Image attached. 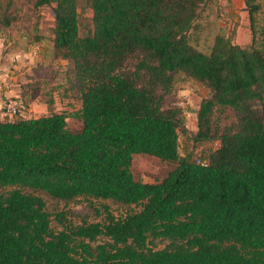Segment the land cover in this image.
<instances>
[{
  "label": "trees",
  "instance_id": "16d2710c",
  "mask_svg": "<svg viewBox=\"0 0 264 264\" xmlns=\"http://www.w3.org/2000/svg\"><path fill=\"white\" fill-rule=\"evenodd\" d=\"M17 1L5 0L2 27ZM213 1L35 0L52 16L56 56L73 65L81 127L69 130L61 113L0 118V188H10L0 193V264H264V0L244 2L249 45L218 34L205 54L192 35ZM180 76L208 91L192 142L209 147L198 154H180L181 112L163 107ZM135 155L175 168L144 183ZM25 189L139 209L116 217L103 206L102 222L73 225Z\"/></svg>",
  "mask_w": 264,
  "mask_h": 264
},
{
  "label": "rangeland",
  "instance_id": "374dc122",
  "mask_svg": "<svg viewBox=\"0 0 264 264\" xmlns=\"http://www.w3.org/2000/svg\"><path fill=\"white\" fill-rule=\"evenodd\" d=\"M4 2L5 0H0V14L5 6ZM34 3L35 0H18L11 9L15 21L7 28L0 25V67L8 62L5 69L18 77L16 89H19L18 98L23 103L26 118H39L51 113L65 114L68 129L76 131L80 129L81 121L75 117L80 109V102L73 88V65L70 61L56 56L52 42V16L47 9L36 10ZM78 12L80 29L82 32L87 31L91 27L92 13L88 8L79 9ZM229 16L218 0L206 6L198 20L197 30L192 35V45L208 54L218 34L232 35L234 43H240L243 47L249 45L247 41L248 36L250 40L249 23L241 26L239 17L235 21L233 16ZM11 53H21L22 56L7 61L6 55ZM207 96L206 88L180 76L173 91L164 101V108H174L181 112L182 126L179 131L181 155L192 150L198 154L205 146L209 147L208 144L195 146L192 142V136L197 130L196 112L201 100ZM230 119L229 116L223 115L219 119L220 125L228 124ZM131 168L136 180L155 183L163 180L175 165L161 162L155 157L135 155ZM8 190L10 188H0V193H6ZM24 191L40 197L50 214L65 211L73 225L102 222L103 216L97 214L103 206L109 207L116 217L139 209L111 200L79 197L72 201H63L52 198L42 191L30 189ZM52 226L55 227V223ZM101 242L104 240L98 241ZM155 243L157 249H162L167 244L166 241L159 240Z\"/></svg>",
  "mask_w": 264,
  "mask_h": 264
},
{
  "label": "crops",
  "instance_id": "0c3cea01",
  "mask_svg": "<svg viewBox=\"0 0 264 264\" xmlns=\"http://www.w3.org/2000/svg\"><path fill=\"white\" fill-rule=\"evenodd\" d=\"M223 5V10L228 12L230 16H233L234 20L236 21L237 17H239V21L241 20L240 24L241 26L247 25L249 23L248 15L245 12V0H218ZM229 16V17H230ZM228 19H225L227 21ZM248 21V22H247ZM238 22V21H237ZM3 41V40H1ZM249 43L251 42V36L249 40ZM240 46L241 44L238 43ZM7 61L10 59H14L15 57H21V53H11L7 54ZM8 66V62L0 67V103L4 102L5 100L9 98L19 97V89H16L17 85V79L18 77L14 76L13 72H9L8 69H5Z\"/></svg>",
  "mask_w": 264,
  "mask_h": 264
},
{
  "label": "built area",
  "instance_id": "2783aa9c",
  "mask_svg": "<svg viewBox=\"0 0 264 264\" xmlns=\"http://www.w3.org/2000/svg\"><path fill=\"white\" fill-rule=\"evenodd\" d=\"M0 118L9 122L26 118L21 100L14 97L0 103Z\"/></svg>",
  "mask_w": 264,
  "mask_h": 264
}]
</instances>
